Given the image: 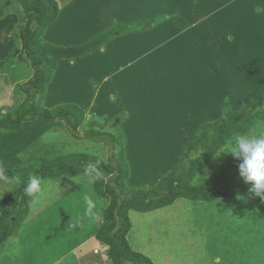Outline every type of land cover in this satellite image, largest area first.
<instances>
[{
    "label": "crops",
    "instance_id": "0c3cea01",
    "mask_svg": "<svg viewBox=\"0 0 264 264\" xmlns=\"http://www.w3.org/2000/svg\"><path fill=\"white\" fill-rule=\"evenodd\" d=\"M55 1L58 4L59 13L55 21L46 27L42 38L58 47L80 46L109 29L113 24L129 26L156 19L157 22L147 28H138L114 36L84 56L76 57L71 61L59 60L50 82L46 85L42 100V106L47 109H53L62 104H75L109 121L123 114L124 118L120 122V128L124 135V151L130 171L127 186L147 189L156 186L165 175L174 169L184 153L185 145L190 140H183L182 135H191L199 123L211 121L210 118H206L205 114L211 108L212 91L210 78H208V94L203 103L196 105L199 112L194 109L193 93L189 95L185 87L180 95L189 97L191 101L182 103L181 109L177 103L165 101V109L158 108V112L156 109L148 111L146 108L148 87L151 92L156 91L155 81L152 80L148 85V67L158 66L160 73L155 77L152 75V78L162 80L164 75L161 73L162 64L170 60L172 75L168 77L169 81L183 80L184 75L179 70H189L194 55L193 34L195 30L198 29L200 23L206 30L208 23L212 25L204 13H217L221 21L218 24L220 30L223 19L227 22L230 18V23L236 24L237 18H241L239 28L232 26L230 34L222 38V43H218V49L222 57H227L229 61L225 67H232L235 71L234 75L238 76L239 80L241 75L243 81H247L245 75L250 78L248 74H245L248 70H241V66L246 62L242 56L236 54V50L240 47L237 41L246 38L244 36L247 35L245 19H256V16L259 17L260 13H264V0ZM196 13H203L202 18L197 19ZM16 24V14H10L0 20V61L13 48L11 33ZM204 32L207 36L211 34L209 31L204 30ZM210 49L208 48L209 54ZM179 65L182 66L179 68ZM0 78H3V81H0V86H2L0 87V110H2L8 107L13 94L11 86L7 92L3 87V82L7 83L5 79L9 82L7 74L0 71ZM248 81L250 86L260 87L259 90L262 89V93L264 92V79L262 81L257 78L253 81L251 78ZM171 88L173 89V86ZM240 88L234 87L239 94L241 93ZM172 89L167 92L162 91V93L177 99L179 93L177 89L175 91ZM149 96L154 97L153 94ZM221 101L224 104L225 97H221ZM149 105L152 106L153 102ZM160 105L162 102H159L157 107ZM226 107L233 110L229 105ZM202 125L197 128L196 132ZM168 128L176 132L172 142L166 144V152L158 157L155 153L156 147L162 144L164 138V136L161 138L162 131ZM127 134L131 142L129 151ZM148 163L151 168L148 167ZM134 167L138 169V173L131 181ZM65 214L69 215L63 219L65 223L62 225L58 223L59 227L54 229V233L46 234L42 241L59 235L64 238H73L77 245L75 244L68 252L66 251L67 253L62 254L63 259L65 258L63 263L98 264L96 255L92 252L90 257L80 260L83 258L80 257L83 253L76 252V248L81 247V243L94 239L78 222L77 213H68L60 209L57 220H60L59 216ZM73 221L77 223L72 225ZM23 228H30L27 220L26 223L24 221ZM86 233L88 235L84 236ZM28 234L26 245L24 244L21 249L5 252H1L2 249H0V264H51L59 261L54 258L56 253L48 254L35 244L37 238L35 233ZM93 257L94 262L91 259Z\"/></svg>",
    "mask_w": 264,
    "mask_h": 264
},
{
    "label": "rangeland",
    "instance_id": "374dc122",
    "mask_svg": "<svg viewBox=\"0 0 264 264\" xmlns=\"http://www.w3.org/2000/svg\"><path fill=\"white\" fill-rule=\"evenodd\" d=\"M204 14L212 22V25L208 23L206 30L200 23L198 29L195 30L193 34L194 55L189 70H179L184 75L183 80L169 81L168 77L172 75L170 60L162 64L161 73H164L162 80L152 78V75L155 77L160 73L158 66L151 65L148 67V85L153 80L156 89V91L151 92L150 87H148V105L146 107L148 111L156 109L158 112V108L160 110L165 109V101H173L179 105V108L182 103L191 101L189 97L180 95L183 87L189 95L193 93L195 106L200 102L203 103L208 94V78H210L212 104L205 116L211 121L220 116L226 105L235 110L262 93V89L259 90L260 87L250 86L248 79L252 78L253 81L257 78L258 80L262 79V81L264 79V13H260L259 17L256 16V19H245L247 35L244 36L246 38L237 41L240 47L236 50V54L242 56L246 62L245 65L241 66V70H248L245 74L250 77L245 75L247 79V81L244 80L245 82L241 75L240 80L238 76L234 75L235 71L232 67H225L229 61L227 57H222V53L218 49V43H222V38L230 34V28L232 26L239 28L241 18H237L236 24H231L230 18L227 22L223 19L221 31L218 25L221 22L218 14ZM196 16L197 19H201L203 13H196ZM204 30L211 34L207 36ZM188 36L191 35L188 34ZM208 48H211L210 54ZM17 66L16 73L25 71L28 76L31 75L32 70L25 67L21 68L22 64L19 62H16L12 68ZM181 66L179 65V68ZM236 78L237 81L235 82ZM0 81H3V78H0ZM5 81L8 83L4 84L3 82L5 92L10 90L11 86L13 94V85L10 81L8 82L6 79ZM235 86L241 87L240 94L234 89ZM171 89L173 91L177 89L179 93L177 99L162 93V91L167 92ZM151 94L154 97H150ZM221 97L226 99L224 104ZM16 99L17 96L13 94L11 101L8 102V107ZM150 102H153L152 106L149 105ZM159 102H162V105L157 107ZM195 106L194 109L198 111V107ZM0 113H5V110L0 111ZM206 122L209 121L199 123L195 127L196 129L194 128L195 132L200 125ZM261 129L262 134H264V125ZM162 132L161 138L164 136L162 144L156 147L155 152L158 157L166 152V144L172 142L176 131L168 128ZM195 132L191 135H182V139L191 141ZM81 134L78 138H74L66 126L57 131L47 132L35 146L29 148L19 157L21 159L40 158L45 152H50L51 155L87 153L98 155L107 162L109 154L107 147L98 142L83 139ZM250 135H260L259 130H253ZM127 142L129 151L131 143L129 135ZM227 147L228 145L193 180V185L204 183L209 186L216 182L217 188L226 192V197L213 203H194L180 199L170 206L147 213L129 211L131 229L126 239L133 251L149 258L153 264H264V199L251 192V185L246 184L240 177L239 160H237L235 168L230 170L226 168L227 161L234 158L230 154L221 153L226 151ZM51 155H44L43 158L50 160ZM148 167L151 168L149 163ZM133 169L131 181L138 173L136 167ZM13 192V183L0 184V199L9 198ZM106 204V200L95 195L88 176L81 175L45 181L44 194L36 195L29 205L28 215L24 220L25 223L27 220L30 228L24 229L22 225L0 246L1 252L21 249L24 244L26 245L28 233L32 232L37 236L35 244L43 249L42 251H47L51 255L56 253L54 258L59 261L51 264H64L65 258L63 259L62 254L67 253L76 244L73 238H64L59 235L50 240L42 241L46 234L54 233V229H57L59 224L65 223L64 218L69 217L65 214L59 216L60 220H57L58 212L61 209L68 213H77L78 222L87 229L86 232H89L94 239L83 242L81 247L76 248V252L83 253V256H80L83 258L80 260L90 257L92 252L93 255H96L98 264H107L105 251L107 247L97 241L92 233L99 223V214L106 207ZM75 223L77 221H73L71 224L74 225ZM87 233L84 236H87ZM85 253L89 256H85ZM91 259L94 262V257Z\"/></svg>",
    "mask_w": 264,
    "mask_h": 264
},
{
    "label": "trees",
    "instance_id": "16d2710c",
    "mask_svg": "<svg viewBox=\"0 0 264 264\" xmlns=\"http://www.w3.org/2000/svg\"><path fill=\"white\" fill-rule=\"evenodd\" d=\"M58 13L55 0H0V20L10 14L17 16V24L11 33L13 48L0 61V71L8 75L13 94L17 96L10 107L2 109L5 113H0V168L11 179V182L0 180V184L14 185L13 194L0 199V246L22 227L29 205L36 197L24 192L28 179L38 176L44 181H53L85 175L90 178L95 195L107 202L92 231L94 238L107 247V264H153L149 258L133 251L127 242L126 236L131 229L128 212L147 213L180 199L194 203L223 200L226 192L219 190L216 182L209 186L204 183L193 185V180L235 135H250L255 129L262 134L264 92L237 110L223 108L217 119L203 124L185 145L174 169L156 186L130 188L126 183L130 171L120 128L124 115L119 114L109 121L75 104L47 109L42 106V100L59 60L71 61L84 56L114 36L147 28L156 19L129 26L113 24L80 46L58 47L42 38ZM16 62L22 64L21 68L31 69V75L25 71L16 73L18 66L12 68ZM64 126L74 138L82 133L83 139L105 145L109 152L108 161L87 153L51 155L45 152L40 158L19 157L35 146L45 133ZM48 154L52 156L50 160L43 158ZM236 162L235 158L230 159L226 168H235ZM17 177L20 183L15 182Z\"/></svg>",
    "mask_w": 264,
    "mask_h": 264
},
{
    "label": "clouds",
    "instance_id": "9594fccd",
    "mask_svg": "<svg viewBox=\"0 0 264 264\" xmlns=\"http://www.w3.org/2000/svg\"><path fill=\"white\" fill-rule=\"evenodd\" d=\"M221 153L230 154L240 161V177L246 184L251 185V192L264 199V134H237L229 141L227 150ZM0 180L11 182L3 168H0ZM15 182L20 183L18 177ZM24 192L29 196L43 195L45 181L38 176H32L28 179Z\"/></svg>",
    "mask_w": 264,
    "mask_h": 264
}]
</instances>
